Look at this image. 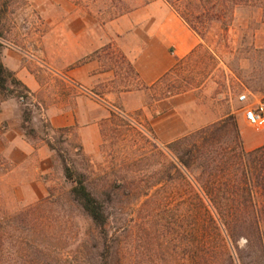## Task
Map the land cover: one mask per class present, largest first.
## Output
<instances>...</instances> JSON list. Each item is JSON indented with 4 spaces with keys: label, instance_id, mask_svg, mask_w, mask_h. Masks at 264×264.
Wrapping results in <instances>:
<instances>
[{
    "label": "rangeland",
    "instance_id": "obj_1",
    "mask_svg": "<svg viewBox=\"0 0 264 264\" xmlns=\"http://www.w3.org/2000/svg\"><path fill=\"white\" fill-rule=\"evenodd\" d=\"M142 2L0 0V49L12 44L42 54L43 38L50 41L49 30L68 18L72 3L91 19L106 21ZM263 21L264 5L244 6L233 15L228 9L200 30L204 42L150 91L148 102L193 91L195 117L205 124L181 141L176 139L186 134L169 143L156 141L140 109L116 105L108 106L100 143L88 151L74 128L50 129L44 121L52 156H32L22 169L8 172L12 165L0 142V264H199L204 199L198 184L211 179L216 151L242 143L238 95L264 100ZM9 95L22 103L26 134L35 135L26 86L9 77L0 98ZM245 122L249 135L264 130ZM201 127L208 129L203 136ZM179 158L190 162L189 170ZM77 178L100 203L104 223L96 224L74 198ZM211 236L216 264H239L245 239L230 240L217 225Z\"/></svg>",
    "mask_w": 264,
    "mask_h": 264
},
{
    "label": "crops",
    "instance_id": "obj_2",
    "mask_svg": "<svg viewBox=\"0 0 264 264\" xmlns=\"http://www.w3.org/2000/svg\"><path fill=\"white\" fill-rule=\"evenodd\" d=\"M69 11L67 19L49 30L50 41L43 38L42 54L12 44L0 49L3 66L30 94L28 122L36 133L26 134L17 96L0 98V142L12 165L8 172L22 169L32 156L39 160L52 156L44 138V121L50 129L74 128L86 151L100 143V124L108 116V106L140 109L142 117L150 119L155 140L162 144L205 124L203 118L195 117L196 98L191 90L148 102L158 81L204 42L170 4L143 0L106 21L91 19L73 3ZM244 120L241 111L238 121L244 148L263 144L264 130L249 135Z\"/></svg>",
    "mask_w": 264,
    "mask_h": 264
},
{
    "label": "trees",
    "instance_id": "obj_3",
    "mask_svg": "<svg viewBox=\"0 0 264 264\" xmlns=\"http://www.w3.org/2000/svg\"><path fill=\"white\" fill-rule=\"evenodd\" d=\"M165 1L199 35L201 29L223 17L228 9L233 15L244 6L255 5L256 8H260L264 5V0H228L230 6L222 5L221 0ZM9 77L19 81L0 61V88L6 87ZM207 130L201 127L198 133L203 136ZM189 134L176 141L185 139ZM216 157V165L210 167L211 179L202 180L198 184L204 199L201 204L203 230L200 234L199 264H216L211 236L212 228L216 234V225L230 240H235L237 236L245 239L241 253L236 247L239 264H264V143L252 149H245L239 140L238 145L223 147L221 153L216 151ZM179 159L189 170L190 162ZM65 176L72 178L68 167H65ZM74 181L75 184L71 187L74 198L96 224L104 223L100 203L87 189L82 179L77 178ZM225 195L229 197H223ZM221 239H224L222 235Z\"/></svg>",
    "mask_w": 264,
    "mask_h": 264
},
{
    "label": "built area",
    "instance_id": "obj_4",
    "mask_svg": "<svg viewBox=\"0 0 264 264\" xmlns=\"http://www.w3.org/2000/svg\"><path fill=\"white\" fill-rule=\"evenodd\" d=\"M238 99L243 103L241 111L244 119L251 125L264 126V100L248 101L246 93L239 94Z\"/></svg>",
    "mask_w": 264,
    "mask_h": 264
}]
</instances>
